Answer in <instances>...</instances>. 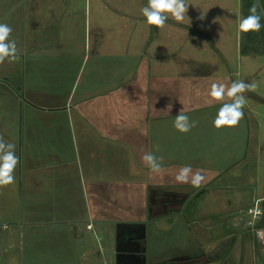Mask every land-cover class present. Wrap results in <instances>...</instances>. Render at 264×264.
I'll use <instances>...</instances> for the list:
<instances>
[{
    "label": "crops",
    "instance_id": "1",
    "mask_svg": "<svg viewBox=\"0 0 264 264\" xmlns=\"http://www.w3.org/2000/svg\"><path fill=\"white\" fill-rule=\"evenodd\" d=\"M117 1L0 0L19 56L0 65V135L19 157L0 188V264H264V222L247 214L264 200L249 193L255 114L213 126L230 101L211 86L233 73L169 57L178 29L203 32L149 26L147 0ZM182 109L188 133L173 127ZM184 166L199 188L175 181Z\"/></svg>",
    "mask_w": 264,
    "mask_h": 264
},
{
    "label": "rangeland",
    "instance_id": "2",
    "mask_svg": "<svg viewBox=\"0 0 264 264\" xmlns=\"http://www.w3.org/2000/svg\"><path fill=\"white\" fill-rule=\"evenodd\" d=\"M106 1L111 5L113 3L120 5L117 0ZM189 2L192 5L188 7L184 24L202 31L204 36L200 38L196 34L192 37L191 33L178 29L183 35L177 44L168 46L169 57L172 55L171 49L177 47L175 50L184 56L188 52L197 60L222 65V71L233 73L234 81L243 80L246 83L258 84L255 92L244 93L247 99L244 109L255 114L250 142H255L261 149L260 155L251 149L250 162L247 166L250 174L256 178L249 193L252 198L257 199L264 196V45L260 38L249 45L238 30V20L241 18L240 0H189ZM198 15L205 18V21H200ZM169 20L164 28L171 31L174 28V20L171 17ZM186 34L189 36L185 37ZM241 202L244 209L250 204L249 198L248 200L243 198ZM257 207L262 208L261 203Z\"/></svg>",
    "mask_w": 264,
    "mask_h": 264
},
{
    "label": "clouds",
    "instance_id": "3",
    "mask_svg": "<svg viewBox=\"0 0 264 264\" xmlns=\"http://www.w3.org/2000/svg\"><path fill=\"white\" fill-rule=\"evenodd\" d=\"M189 5H192L189 0H148L147 5L141 9V13L147 25L162 29L170 17L177 23H183ZM262 19H264V8H261L259 0H255L249 8V14L238 20V30L241 33L259 32L261 28H264ZM11 33L12 28L8 24L0 23V65H3L5 61L14 63L19 60L16 41L10 39ZM257 88V83H246L243 80L233 81L230 86L213 83L209 93L210 97L218 102L226 99L230 101L221 104L213 120V126L217 129L237 126L244 117L243 109L247 104L244 93L255 92ZM171 107L172 105L169 104L165 111L169 113ZM195 126L196 121L191 120L183 109L174 117L173 127L180 133H188ZM15 149L14 143L6 142L3 135H0V188L15 182L14 172L19 163ZM141 160L152 173L158 174L162 171V157L145 152ZM190 174L191 179H189ZM203 179L200 172L192 173L190 166L182 167L175 176L177 183L190 182L196 188L201 186Z\"/></svg>",
    "mask_w": 264,
    "mask_h": 264
},
{
    "label": "trees",
    "instance_id": "4",
    "mask_svg": "<svg viewBox=\"0 0 264 264\" xmlns=\"http://www.w3.org/2000/svg\"><path fill=\"white\" fill-rule=\"evenodd\" d=\"M240 1H241L240 3L241 17L247 16L249 14V8L255 2V0H240ZM259 4L261 8H264V0H259ZM261 22L262 24H264V19H262ZM242 35L245 37V40L247 41L249 45H251L258 38L262 40V44L264 45V28H261L259 32L242 33ZM242 35H241V39H242ZM262 222H264V218L262 219Z\"/></svg>",
    "mask_w": 264,
    "mask_h": 264
},
{
    "label": "built area",
    "instance_id": "5",
    "mask_svg": "<svg viewBox=\"0 0 264 264\" xmlns=\"http://www.w3.org/2000/svg\"><path fill=\"white\" fill-rule=\"evenodd\" d=\"M247 214L251 216L252 220L260 221L263 217V209L262 208H250L247 210Z\"/></svg>",
    "mask_w": 264,
    "mask_h": 264
},
{
    "label": "water",
    "instance_id": "6",
    "mask_svg": "<svg viewBox=\"0 0 264 264\" xmlns=\"http://www.w3.org/2000/svg\"><path fill=\"white\" fill-rule=\"evenodd\" d=\"M261 205H262V209H263V217H264V200L262 201Z\"/></svg>",
    "mask_w": 264,
    "mask_h": 264
},
{
    "label": "flooded vegetation",
    "instance_id": "7",
    "mask_svg": "<svg viewBox=\"0 0 264 264\" xmlns=\"http://www.w3.org/2000/svg\"><path fill=\"white\" fill-rule=\"evenodd\" d=\"M264 217H262V219H263Z\"/></svg>",
    "mask_w": 264,
    "mask_h": 264
}]
</instances>
